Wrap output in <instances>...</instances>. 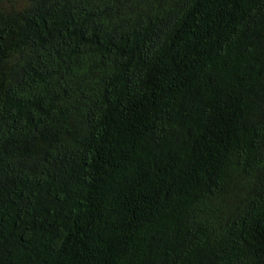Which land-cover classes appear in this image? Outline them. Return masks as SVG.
I'll return each mask as SVG.
<instances>
[{
  "label": "trees",
  "instance_id": "1",
  "mask_svg": "<svg viewBox=\"0 0 264 264\" xmlns=\"http://www.w3.org/2000/svg\"><path fill=\"white\" fill-rule=\"evenodd\" d=\"M0 264H264V0H0Z\"/></svg>",
  "mask_w": 264,
  "mask_h": 264
}]
</instances>
